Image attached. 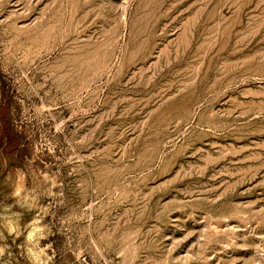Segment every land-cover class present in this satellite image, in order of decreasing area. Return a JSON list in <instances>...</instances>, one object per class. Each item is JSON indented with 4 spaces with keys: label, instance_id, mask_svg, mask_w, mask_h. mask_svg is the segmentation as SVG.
Wrapping results in <instances>:
<instances>
[{
    "label": "rangeland",
    "instance_id": "1",
    "mask_svg": "<svg viewBox=\"0 0 264 264\" xmlns=\"http://www.w3.org/2000/svg\"><path fill=\"white\" fill-rule=\"evenodd\" d=\"M3 106L0 264H264V0H0Z\"/></svg>",
    "mask_w": 264,
    "mask_h": 264
},
{
    "label": "trees",
    "instance_id": "2",
    "mask_svg": "<svg viewBox=\"0 0 264 264\" xmlns=\"http://www.w3.org/2000/svg\"><path fill=\"white\" fill-rule=\"evenodd\" d=\"M5 109H7V107H0V147H3L8 159L11 160V158L16 156V147L18 143L16 141V137L13 134V130L10 127V118L5 116Z\"/></svg>",
    "mask_w": 264,
    "mask_h": 264
}]
</instances>
